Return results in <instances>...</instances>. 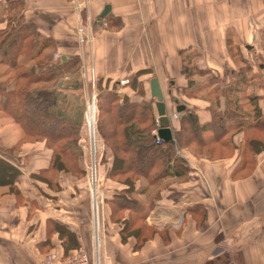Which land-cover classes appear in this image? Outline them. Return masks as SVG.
I'll return each instance as SVG.
<instances>
[{"label": "crops", "instance_id": "crops-1", "mask_svg": "<svg viewBox=\"0 0 264 264\" xmlns=\"http://www.w3.org/2000/svg\"><path fill=\"white\" fill-rule=\"evenodd\" d=\"M15 3H20L18 12ZM82 9L73 0H0V19L14 11L39 37L53 40L54 54L65 61L79 58V74L61 71L56 91L76 90L83 78L102 79L109 87L118 82L120 94L151 101L158 118L151 95V80L157 77L171 141L177 142L184 114H195L211 131L203 134L204 144L176 146L174 158L185 161L187 174L136 184V192L145 189L136 197L152 206L146 218L151 235L136 247L138 235L122 238L129 211L121 218L113 214L112 200L128 184L107 179L112 150L106 151V163L95 167L94 183L85 173L61 171L48 180L43 175L51 156L44 142L26 140L9 155L24 137L21 128L15 143L0 144V158L20 170L14 183L18 192L0 182V264H36L50 251L66 260L82 249L98 255L101 264H264V150L254 165L242 156L239 141L246 133L241 125L251 130L248 117H227L220 141L212 132L213 109L224 114L240 106L235 99L229 105L221 93L250 94L253 84L244 78L264 76V0H88ZM79 14L93 23L94 40L85 46L78 42ZM185 65L191 77L199 76L197 84H190ZM136 75L145 98L121 85ZM256 92L262 95L264 86ZM258 106L264 108V99ZM0 123L12 124L1 118ZM237 127L239 133H229Z\"/></svg>", "mask_w": 264, "mask_h": 264}, {"label": "trees", "instance_id": "trees-1", "mask_svg": "<svg viewBox=\"0 0 264 264\" xmlns=\"http://www.w3.org/2000/svg\"><path fill=\"white\" fill-rule=\"evenodd\" d=\"M12 8L18 12L20 3L13 4ZM14 11L9 12L11 13L9 17L0 19V23L6 22L5 27L0 28L2 53L0 62L7 63L17 71L14 75V88L7 91H4V88L2 91L5 99L0 102V110L15 119L23 129L24 137L8 150L9 155L19 150L17 146L28 139L32 138L36 141L46 139V144L48 143L53 151L50 167L44 171V178L55 180L57 172L61 170L81 175L85 171L75 161V128H67L68 130L65 131L66 123L69 121L58 111L56 101L53 100L54 94L58 91L44 88L37 90V86L41 83L54 82L61 71H73L78 75L81 62L78 57L66 61L62 58L54 60L49 54V50L54 45L53 40L39 37L30 25L21 23L20 16H17V24H14L15 17L12 16L16 13ZM22 56L24 60L21 61ZM184 71L191 84L192 74L188 73L186 65ZM99 81L101 86L103 84L105 87L104 90L103 86L101 87L102 93L98 96V128L106 146L114 153L107 179L128 184V188L115 195L112 200L115 209L113 214L115 212L116 216L121 215L119 217L121 218L126 210L129 211L130 216L124 221L122 238L126 240L129 235L136 234L139 237L135 246L140 247L151 235V226L146 222V218L152 206L136 197L138 191L145 192L143 188L136 192V184L141 180H147L151 184V181L169 175L187 174L188 166L185 165V161L174 158L176 146L185 147L194 142L204 144L203 134L208 129L211 131V128L207 125L201 126L195 114H184L181 117V128L177 132V142H166L160 136L162 142L159 144L154 133L159 129L158 118L151 101L131 100L126 94L119 93L118 82L109 87L108 82L104 83L102 79ZM128 85L137 95L145 98L146 89L138 81V75L130 79ZM189 94L194 95V92ZM212 112V132L220 141L227 133V126L224 124L227 117L237 118L241 115L228 108L225 109L224 114L218 108L213 109ZM257 115L259 116L260 113L258 112ZM255 141L257 139L252 138L249 140V145ZM262 150L264 146L258 152ZM173 159H175L174 168L171 165ZM66 160L71 161L70 166L67 163L69 161ZM19 174L20 170L16 166L0 158V182L8 183L11 190L18 192L14 183Z\"/></svg>", "mask_w": 264, "mask_h": 264}, {"label": "rangeland", "instance_id": "rangeland-1", "mask_svg": "<svg viewBox=\"0 0 264 264\" xmlns=\"http://www.w3.org/2000/svg\"><path fill=\"white\" fill-rule=\"evenodd\" d=\"M11 13L6 14V17L10 16ZM16 14V15H15ZM12 16L15 17L14 24H17V16L18 13H15ZM49 54L53 56L55 59L54 53L52 51V48L49 51ZM0 57L2 58V53L0 52ZM24 56L20 58L22 59ZM19 60V61H20ZM27 61V59H25ZM34 61H29V63ZM237 64H242L241 62H237ZM16 69L14 67H11L7 63L0 62V102L4 100L3 97V89L4 91L10 90L14 88V75L16 73ZM79 72V71H78ZM79 74V73H78ZM261 74V73H260ZM263 74V73H262ZM254 74L253 77L248 78L247 76L244 78L245 81H247V84L252 83V89L250 94L248 91L234 93L232 90L231 92H225L221 93L228 101V104L230 105L231 99L237 100L240 104L237 108L236 112L237 114L241 115L238 116L236 119L240 121L238 118H242V116H245L246 120L247 117L249 118L246 122H251L252 120V129L247 130L245 125L241 129H245V139L242 141H239V148L242 151V156L249 162L251 165H254L256 161V155L261 147L264 146V108H259V101L260 99H264V92L262 95H259L256 90L259 87L264 86V76L263 75ZM57 78L54 82H48V83H41L37 86V90H42V88L46 90L56 91L59 87L58 84L60 80ZM191 80L193 84H195L199 80V76L193 75L191 77ZM212 80V78L210 79ZM240 80H242L241 77H238L236 81L240 83ZM100 81L95 80L94 82H86V80L83 78L81 81L78 80V88L76 90H68V88H63L58 91V93L54 94L53 100L56 101V108L62 115H64L69 122L66 123L67 126H65V131H67L69 128H75V151H76V158L75 161L77 164L81 166L84 173L88 175L91 183H94V170H93V164L95 161L96 169L98 170L100 165H103L106 163L107 157H106V151L108 147L106 146L101 133L99 132L98 128V116H99V110H98V96L102 93V88L104 90V85L99 83ZM63 85L64 82H61ZM204 83V84H203ZM206 81H200L199 84L205 85ZM197 84V83H196ZM63 87V86H62ZM102 87V88H101ZM205 96L212 97V99L216 98V96L212 95L211 92L204 93ZM219 95V94H215ZM250 97V98H249ZM218 98V97H217ZM216 98V99H217ZM229 98V99H228ZM93 100L95 101L96 109H93L92 111L89 110V104L93 103ZM250 100V105L248 104ZM258 108L260 110H258ZM260 113L258 116L257 113ZM0 118L5 120L6 123L11 124L10 127H6L0 123V144L3 146H11L13 143H15L21 136L22 130L21 127L15 123V119L10 117L9 115H6L0 110ZM90 120V121H89ZM89 121V122H88ZM259 123L260 125H256ZM240 126V127H241ZM68 128V129H67ZM94 128V137H95V155L93 158V152H92V145H91V133L92 129ZM239 127L235 128V130H230L229 133L232 131H235L236 133H239ZM240 129V130H241ZM252 138L257 139V141L253 142V146L249 145V140ZM40 140V139H38ZM42 142L45 143V154H48L51 156L49 159H52V151L53 149L50 148L48 143L46 144V139H41ZM28 141L36 142L35 139H28ZM24 142H22L19 146H17V149H21ZM250 146V147H249ZM231 147V144H230ZM16 159L13 156V160ZM69 160H66V162ZM70 166L71 161L67 162ZM60 172V171H59ZM57 172V174H60ZM61 172H66L64 170H61ZM93 186V185H92ZM149 235V234H148ZM94 256V255H93Z\"/></svg>", "mask_w": 264, "mask_h": 264}, {"label": "built area", "instance_id": "built-area-1", "mask_svg": "<svg viewBox=\"0 0 264 264\" xmlns=\"http://www.w3.org/2000/svg\"><path fill=\"white\" fill-rule=\"evenodd\" d=\"M77 3V8L79 10H83L82 8H86L88 4V0H73ZM79 24L77 27V34H78V42L81 46H85L87 44H91L94 40V30H93V23L91 18L88 17L87 20H84L83 17L79 14ZM55 59H61V54H54ZM128 79L121 80V85L128 84ZM93 108L95 107V101L93 100ZM91 104H89L90 110ZM157 124L159 127V119H157ZM158 130H155V135L157 137V143H161L162 140L158 134ZM96 194V193H95ZM96 198V196H95ZM36 264H101L100 260L96 256L90 255L86 250H80L74 257L68 258L66 260L60 259L59 255L55 251H50L46 253L41 260H39Z\"/></svg>", "mask_w": 264, "mask_h": 264}, {"label": "water", "instance_id": "water-1", "mask_svg": "<svg viewBox=\"0 0 264 264\" xmlns=\"http://www.w3.org/2000/svg\"><path fill=\"white\" fill-rule=\"evenodd\" d=\"M151 95L156 98V108L158 112V119H159V136H162L166 142H169L173 139V133L170 126V117L167 114L166 103L164 99V94L162 92L159 79L157 77L152 78L151 80ZM179 110V109H178ZM91 145H92V152L93 158L95 155V137H94V128L92 129L91 133ZM95 161L93 164V170L95 172Z\"/></svg>", "mask_w": 264, "mask_h": 264}, {"label": "bare ground", "instance_id": "bare-ground-1", "mask_svg": "<svg viewBox=\"0 0 264 264\" xmlns=\"http://www.w3.org/2000/svg\"><path fill=\"white\" fill-rule=\"evenodd\" d=\"M98 209V208H97Z\"/></svg>", "mask_w": 264, "mask_h": 264}]
</instances>
